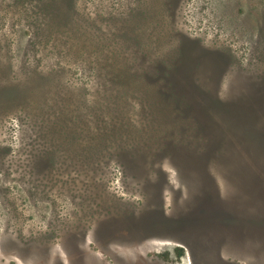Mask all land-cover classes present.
Listing matches in <instances>:
<instances>
[{
	"label": "rangeland",
	"instance_id": "obj_1",
	"mask_svg": "<svg viewBox=\"0 0 264 264\" xmlns=\"http://www.w3.org/2000/svg\"><path fill=\"white\" fill-rule=\"evenodd\" d=\"M74 1L40 39L0 0L6 78L47 83L0 111V264H264V0ZM102 42L150 76L106 77Z\"/></svg>",
	"mask_w": 264,
	"mask_h": 264
},
{
	"label": "trees",
	"instance_id": "obj_2",
	"mask_svg": "<svg viewBox=\"0 0 264 264\" xmlns=\"http://www.w3.org/2000/svg\"><path fill=\"white\" fill-rule=\"evenodd\" d=\"M17 1L19 3L22 0H17ZM61 1L63 2L62 12L64 14V20L61 21V27H62L63 25L67 24L66 23L67 20H71L75 18L74 13H75L76 5H75L74 0H61ZM21 7H24V6L22 5ZM58 7H59V0H36L35 8L32 9L30 14H28L32 19L31 20L32 23L34 22L33 24H35L36 26L35 35H37L40 39L46 38L47 36L46 30L44 31V33L42 32L43 26L45 23L42 21V18L43 17L45 18V16L49 14V17L51 19L55 11L57 12ZM8 12L9 10L5 12V15ZM88 25L90 26V23H88ZM48 26L49 24H47L46 27L48 28ZM52 28H53V31H52ZM50 31L54 33V32L59 31V29H56L55 27H51ZM6 45L0 40V111H2L3 109H8V106H10L12 103L20 101L23 98L24 99L26 98L35 99V101L32 102V105L38 106L40 108L41 104L39 102H42V101H39L41 100L39 98L42 97L41 92L47 88V83L45 82V79L40 78L44 76H41L40 72L37 71L38 69L34 67L23 66L21 68L23 70L21 75H15L14 77L12 76L9 79L6 78L8 76V73H10V71L12 70L14 66L13 61H11L13 59L10 58V56L8 57L4 49L6 48ZM104 45H105L104 42L100 43L96 47V50L93 51L92 62H94V64L99 68V65H102L105 61V59L104 60L102 59L103 57L101 56V53L103 52L106 53L108 49L109 50L111 49V51L107 54V57H106V54H104L106 59H108L107 63L109 67L111 68V69H105L106 77L109 72H113V77H114L113 79L114 80L116 79L115 81L119 82L120 85H123L130 81L136 83L137 81H140V79L144 75L148 78L147 75L149 74H147V69H142L138 65V62H137L138 57L136 58L133 57V58H130L129 60L125 58V55H124L125 53H123V51L121 50L118 44H112L110 48H102V46L104 47ZM76 54L81 56L80 51H77ZM125 59L127 62H125ZM122 61L125 64H123ZM134 65H137L138 68L143 70V72H140L138 69L133 67ZM128 67H132L133 70H137V71L135 73L128 72L129 71ZM100 68L102 67L100 66ZM5 71H7V73L4 75ZM45 78L47 79L49 78V76ZM5 79H7V82L5 81ZM151 80L153 81L154 78H151L149 81L152 82ZM56 81L57 83L60 84V86H62L59 80H56ZM102 83L104 84V87H106L105 81ZM137 88L140 89L142 87L137 86ZM141 99L142 101L149 100L147 95L145 97H141ZM54 102L57 104H63L65 102L69 103L70 100L68 101L67 98H59L58 100L57 98V100ZM99 117H101V115H98V118ZM61 127H63V124L61 125ZM62 134L68 136L65 133V131H63V128H62ZM86 144L87 143H85L83 146H86ZM86 149H89L88 156H93L92 145L88 144ZM109 150L110 151H106V153L111 152L115 154L119 158V160L122 162L123 156L130 155L131 157H136L137 155H139L141 148L139 147L137 141H135L134 143H130V144L112 146L109 148ZM113 154L109 153L107 155H113ZM42 156H43L42 154H35L33 155V158L34 160L41 159L40 161H43L44 159L41 158ZM105 157L106 156H104L101 160H103ZM45 160L50 162L52 160V157L50 156V158H45ZM92 161H97V160H92ZM43 163H45V161Z\"/></svg>",
	"mask_w": 264,
	"mask_h": 264
}]
</instances>
